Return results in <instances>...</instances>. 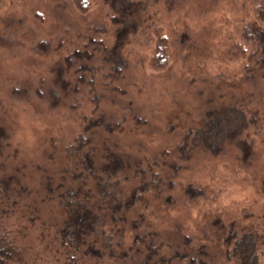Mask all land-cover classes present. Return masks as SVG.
Here are the masks:
<instances>
[{
	"label": "rangeland",
	"instance_id": "374dc122",
	"mask_svg": "<svg viewBox=\"0 0 264 264\" xmlns=\"http://www.w3.org/2000/svg\"><path fill=\"white\" fill-rule=\"evenodd\" d=\"M258 1L130 0L117 11L90 0L82 15L71 0H0V127L10 143L0 162L30 167L29 159L35 165L41 156L43 163L44 131L57 133L68 115L58 131L71 138L86 109L101 123L96 140L117 139L119 147L166 164L187 148L190 169L182 179L198 181L208 195L192 201L194 229L216 214L254 222L264 215V64L249 31ZM160 39L170 58L155 71L149 60ZM240 44L256 56L245 58ZM56 91L71 100L63 111L41 96ZM31 229L27 242L34 244ZM215 247L210 243L209 252Z\"/></svg>",
	"mask_w": 264,
	"mask_h": 264
},
{
	"label": "trees",
	"instance_id": "16d2710c",
	"mask_svg": "<svg viewBox=\"0 0 264 264\" xmlns=\"http://www.w3.org/2000/svg\"><path fill=\"white\" fill-rule=\"evenodd\" d=\"M129 1L103 0L117 11ZM71 2L80 14L89 12L90 0ZM252 17V45L260 50L259 63L264 64V0L253 6ZM163 42L160 39L151 54L152 70L161 71L169 62L170 47L164 49ZM240 48L248 60L256 56L257 51L248 52L243 44ZM107 75L118 74L110 70ZM62 87L67 90L68 86ZM41 96L48 107L59 106L62 111L71 101L58 91L47 98ZM80 113L71 138L58 131L68 115L55 125L57 133L44 131V164L41 156L35 165L29 159L33 161L30 167L21 161L5 168L0 162L2 264H259L264 251V215H256L254 222L246 224L216 214L199 231L192 226V201L208 199V195L198 181L182 179V173L190 169L187 148L177 149L167 164L166 160L158 162L155 157L119 147L117 139L96 140V127L101 123L86 109ZM107 130L113 133L111 126ZM4 134L0 127V153L10 144L3 142ZM236 144L244 159L242 143ZM16 153L13 149L9 155ZM161 163L162 169L155 168ZM35 175L37 182H29ZM262 187L264 191V180ZM35 227L33 244L27 237ZM210 243L216 244L211 253Z\"/></svg>",
	"mask_w": 264,
	"mask_h": 264
},
{
	"label": "snow or ice",
	"instance_id": "6c2138e0",
	"mask_svg": "<svg viewBox=\"0 0 264 264\" xmlns=\"http://www.w3.org/2000/svg\"><path fill=\"white\" fill-rule=\"evenodd\" d=\"M0 264H2V261H0Z\"/></svg>",
	"mask_w": 264,
	"mask_h": 264
}]
</instances>
